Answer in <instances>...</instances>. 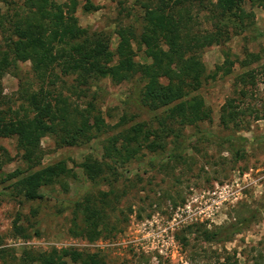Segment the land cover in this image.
Returning <instances> with one entry per match:
<instances>
[{
    "label": "rangeland",
    "instance_id": "rangeland-1",
    "mask_svg": "<svg viewBox=\"0 0 264 264\" xmlns=\"http://www.w3.org/2000/svg\"><path fill=\"white\" fill-rule=\"evenodd\" d=\"M6 1L8 5L0 1V13L11 16L23 0ZM77 2L74 15L78 25L89 34L106 39L110 50L117 43V29L130 27L138 36L143 13L138 0H89L95 7L89 13L81 9L84 0ZM241 7L251 14L243 18L242 27H227L220 45H204L195 56L206 73L221 64L223 52L231 60H241L245 53L256 54L259 60L247 68L234 62L228 75L218 74L213 81L202 83L194 94L199 105L208 111V118L191 126L166 120L167 128L179 130L178 138L168 135L161 140L162 148L151 153L140 149L135 159L116 169L119 179L110 187L106 183H90L80 164L90 159L101 161L105 141L122 128L137 122L156 128L151 116L164 118L166 110L159 108L151 113L141 105L143 82L138 74L120 83H112L108 78L89 81L75 93L66 90L73 77H62L54 85H45L46 90L61 92L80 109L91 103L109 127L122 117L126 123L90 137L81 146L57 147L51 136L36 140L41 152L40 166L63 160L74 177L62 176L56 183L38 188L36 192L41 198L36 200H24L14 192L15 179L0 183V264H22L24 251L72 250L99 254L106 264H215L226 259L238 264H264V75L259 73L264 67V4L256 6L253 0H242ZM198 16L193 30L212 31L208 20ZM7 24L0 30V46L9 35ZM140 40L131 42L134 60L147 64ZM174 70L180 72L178 68ZM245 70H253L255 77L249 90L247 87L243 105H251L258 120L250 113L237 126L223 127L218 122L219 109L226 98L236 97L234 79ZM0 83L1 109L9 107L19 114L29 110L20 97L19 86L31 91L40 85L28 62L18 63L15 70L10 68ZM229 135L244 139L235 145L244 150L241 159L235 160L226 151L227 144H218L214 139ZM23 158L14 138H0V181L14 170L23 175L37 169H29ZM109 190L112 193L106 195V215L109 222L116 219V230L93 242L96 246L92 250L74 246L75 241L87 243L67 233L73 204L88 194L98 197L99 192ZM231 224L239 225L240 231L227 242L205 243L195 233ZM62 261L79 264L68 258Z\"/></svg>",
    "mask_w": 264,
    "mask_h": 264
},
{
    "label": "trees",
    "instance_id": "trees-1",
    "mask_svg": "<svg viewBox=\"0 0 264 264\" xmlns=\"http://www.w3.org/2000/svg\"><path fill=\"white\" fill-rule=\"evenodd\" d=\"M0 1L8 5L6 0ZM253 3L261 6L264 0H253ZM137 4L143 10L138 36L130 27L117 29V43L113 50H110L106 39L89 34L87 29L78 25L74 15L77 0H64L63 4L54 0H23L11 16L0 13V30L6 23L9 27V35L0 46V80L10 68L15 70L18 63L28 62L40 83L36 90L31 91L19 86L20 97L29 106V110L23 114L9 107L1 109L0 83V138H14L15 147L23 152L28 168L37 167L23 175L19 170H14L5 174L0 183L15 179L13 191L24 200L41 198L36 192L38 188L54 184L62 176L74 177L63 160L40 166L41 152L36 146L37 139L51 136L57 147L81 146L90 137L126 123L122 117L109 127L91 103L80 109L70 104L67 96L61 92L46 90L45 85H54L62 77H73L72 84L66 90L75 93L89 81L108 78L112 83H120L130 75L138 74L143 82L139 99L141 105L151 113L159 108L166 110L164 118L156 114L151 116L156 128L144 122L122 128L105 141L101 161L90 159L80 164L90 183H106L110 187L119 179L116 169L135 159L140 149L151 153L162 148L161 140L164 138H178L179 130L167 128L166 120H177L180 125L191 126L208 118V111L199 105L194 94L202 83L208 79L213 81L218 74L228 75L234 62L240 68H247L250 63L259 60L258 55L251 53H245L241 60H231L229 54L223 52L221 64L206 73L201 60L195 56V52L204 45H220L227 27H242L243 18L251 16L242 9V0H138ZM81 9L89 13L95 7L89 0H84ZM199 14L203 15V20H208L212 31L193 30ZM136 38L141 39L143 56L149 61L147 64L134 60L131 42H136ZM175 68L180 72H175ZM259 73L264 75V67ZM254 77L253 70H245L235 77L233 92L236 97L226 98L219 109L218 122L221 126L235 127L242 122L244 115L250 113L254 120H258L254 108L243 105ZM161 79L166 82H160ZM214 139L219 141L218 144H227L226 151L235 160L243 156L242 147L235 145L244 139L233 138L232 135ZM62 187L66 190V186ZM108 193L112 191L99 192L98 197L88 194L73 204L67 230L70 237L92 244L116 230L118 222L116 219L109 222L106 215ZM239 231V225L231 224L213 230H195V233L205 243H222L239 234ZM63 258H68L71 263L106 264L99 254L78 250L46 253L24 251L21 262L64 264ZM215 264L238 263L226 259Z\"/></svg>",
    "mask_w": 264,
    "mask_h": 264
},
{
    "label": "built area",
    "instance_id": "built-area-1",
    "mask_svg": "<svg viewBox=\"0 0 264 264\" xmlns=\"http://www.w3.org/2000/svg\"><path fill=\"white\" fill-rule=\"evenodd\" d=\"M74 246H77V247H86V248H89L92 250L93 247H95L96 245L94 244V246L92 244H80L78 242H74Z\"/></svg>",
    "mask_w": 264,
    "mask_h": 264
}]
</instances>
